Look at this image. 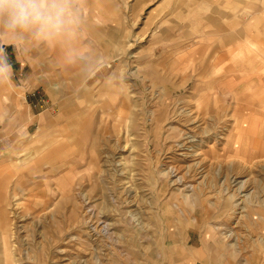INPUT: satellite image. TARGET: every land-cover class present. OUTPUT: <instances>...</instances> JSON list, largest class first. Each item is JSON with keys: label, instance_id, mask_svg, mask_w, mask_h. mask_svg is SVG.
Wrapping results in <instances>:
<instances>
[{"label": "rangeland", "instance_id": "obj_1", "mask_svg": "<svg viewBox=\"0 0 264 264\" xmlns=\"http://www.w3.org/2000/svg\"><path fill=\"white\" fill-rule=\"evenodd\" d=\"M135 41L102 63L116 79L86 86L55 77L54 47L35 43L54 78L31 94L32 135L28 95L16 80L0 86V130L24 126L0 174V264H264V54L230 95L239 63L221 40L210 61L166 57L161 72L155 48ZM190 133L195 158L176 151ZM104 221L109 230L90 236Z\"/></svg>", "mask_w": 264, "mask_h": 264}, {"label": "crops", "instance_id": "obj_2", "mask_svg": "<svg viewBox=\"0 0 264 264\" xmlns=\"http://www.w3.org/2000/svg\"><path fill=\"white\" fill-rule=\"evenodd\" d=\"M84 17L80 45L86 50L90 47L92 54L99 57L102 63L115 62L120 55L117 47H121L119 50L122 52L124 46L134 45L140 35L145 46L155 48L153 50L156 51V55L153 56L151 63L157 62L153 68L156 69L157 66L160 72L163 64H167L166 57L172 61V64L180 60L182 66L184 61H188L189 55L193 62L201 60L199 56L204 54L206 56L202 60L210 61L207 54L211 50L209 47H215L222 41L225 47L224 54H227L225 60L230 59L239 63L235 65L239 75H233L225 83L226 86L229 81H240L234 82L233 87L237 85L239 89L229 91L230 95L243 89L242 80L247 71H250L247 62L253 63L256 59H261L255 55L263 56L264 54V0H86ZM3 42L11 43L6 38ZM3 47L13 70V83L15 84L16 80L18 84L16 87L23 89V92L28 95L29 101L25 106L28 113L26 118L28 119V115L32 117L29 123L25 124L28 135H32V129L41 127V124L40 114L34 112L37 105L31 94L35 95L42 88L48 93L52 87L51 82L48 83L49 78L75 76L82 79V72L78 65L63 64L57 66L59 72L52 76L48 71L51 61L40 60L43 52L35 44L27 52L20 54L13 45H3ZM184 47L186 48L183 52ZM50 52L54 55L55 62L62 61L59 48L54 47L50 49ZM50 52L48 50V53ZM193 71L199 72L198 68ZM103 72L99 68L95 78L106 79L114 73L108 70L107 74ZM74 84L76 85L77 82ZM233 87L227 88L232 90ZM50 101L57 104L53 102L54 100L50 99ZM70 108L84 109L86 107L70 105ZM19 122L17 121L14 128L10 130L7 129V124L3 123L5 128L0 130L1 176L7 175L5 159L8 158V153L18 151L16 144L21 140L20 136L24 131L22 124L16 127ZM63 124L66 126V122ZM10 141L12 144L9 143ZM84 144L81 137L75 139L74 148L79 150V156L83 154L82 145ZM4 192L0 184V205L6 202ZM0 222L7 223L6 214H1ZM1 235L7 243V231L3 230ZM8 248V245H5L6 253ZM22 250L21 247H16V252H22Z\"/></svg>", "mask_w": 264, "mask_h": 264}, {"label": "clouds", "instance_id": "obj_3", "mask_svg": "<svg viewBox=\"0 0 264 264\" xmlns=\"http://www.w3.org/2000/svg\"><path fill=\"white\" fill-rule=\"evenodd\" d=\"M86 0H0V86L13 84V70L3 45L27 52L39 43L61 50L64 65H78L82 84L95 78L101 60L80 45ZM7 39L11 43H4ZM116 79L111 74L107 80Z\"/></svg>", "mask_w": 264, "mask_h": 264}, {"label": "bare ground", "instance_id": "obj_4", "mask_svg": "<svg viewBox=\"0 0 264 264\" xmlns=\"http://www.w3.org/2000/svg\"><path fill=\"white\" fill-rule=\"evenodd\" d=\"M195 131V129L192 131V132H194ZM191 132V131H190ZM191 134V133H190ZM194 135V134H193ZM192 134L191 135H187L186 137H187V141H186V145L185 144H181V145H179V146H177L176 148V151L178 152H176L177 154H179V156H182L183 157V155L185 156V155H187V154H193V152H191V151H194L191 147H189L190 145H192V143H194V142H196L195 140V138H194V136H193ZM203 139V138H202ZM186 140V139H185ZM197 142H198V140H197ZM206 142V141H205ZM178 148L179 149H181V150H178ZM195 149V148H194ZM191 152V153H186V152ZM184 152V153H183ZM199 154H201L200 153V151L199 152H197L196 153V156H198ZM189 157H193L194 156V158L196 157L195 155H192V156H190V155H188ZM184 159H185V157H184ZM186 159H189V158H187L186 157ZM190 160V159H189ZM193 160V159H192ZM184 161H186V160H184ZM197 162H198V160H197ZM201 163V162H200ZM194 164V162L192 163V165ZM188 166V165H187ZM189 167V166H188ZM193 167V166H192ZM195 167V166H194ZM185 168V167H184ZM196 168H199V165L197 166V167H195V168H193V170L194 171H197V173L199 172V174L201 175V173H202V171H199V169H196ZM186 169H187V167H186ZM189 169V168H188ZM176 170V169H175ZM175 170H174V168L171 170L172 172H173V174H174V172H175ZM103 224H104V227H101L100 229H98L97 227L95 228V229H91V231L89 232V235L90 236H97V234L95 233V232H105V231H107V230H109V224L106 222V221H104L103 222Z\"/></svg>", "mask_w": 264, "mask_h": 264}]
</instances>
